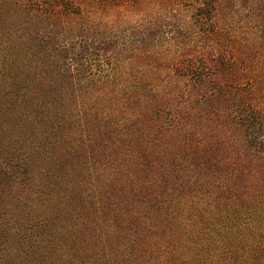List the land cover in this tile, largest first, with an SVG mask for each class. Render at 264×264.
I'll return each instance as SVG.
<instances>
[{"label":"trees","instance_id":"trees-1","mask_svg":"<svg viewBox=\"0 0 264 264\" xmlns=\"http://www.w3.org/2000/svg\"><path fill=\"white\" fill-rule=\"evenodd\" d=\"M0 264H264V0H0Z\"/></svg>","mask_w":264,"mask_h":264}]
</instances>
